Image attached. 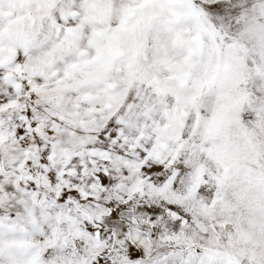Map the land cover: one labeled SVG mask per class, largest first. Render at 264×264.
Listing matches in <instances>:
<instances>
[{
    "label": "snow or ice",
    "instance_id": "6c2138e0",
    "mask_svg": "<svg viewBox=\"0 0 264 264\" xmlns=\"http://www.w3.org/2000/svg\"><path fill=\"white\" fill-rule=\"evenodd\" d=\"M0 264H264V0H0Z\"/></svg>",
    "mask_w": 264,
    "mask_h": 264
}]
</instances>
